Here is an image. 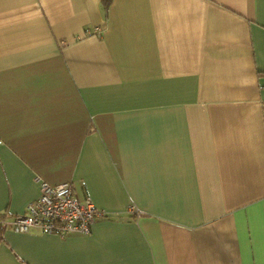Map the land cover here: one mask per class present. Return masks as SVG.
I'll list each match as a JSON object with an SVG mask.
<instances>
[{
    "label": "crops",
    "instance_id": "0c3cea01",
    "mask_svg": "<svg viewBox=\"0 0 264 264\" xmlns=\"http://www.w3.org/2000/svg\"><path fill=\"white\" fill-rule=\"evenodd\" d=\"M0 264H264V0H0Z\"/></svg>",
    "mask_w": 264,
    "mask_h": 264
},
{
    "label": "built area",
    "instance_id": "2783aa9c",
    "mask_svg": "<svg viewBox=\"0 0 264 264\" xmlns=\"http://www.w3.org/2000/svg\"><path fill=\"white\" fill-rule=\"evenodd\" d=\"M104 214L89 199L80 201L70 181H41L39 195L25 205L24 213L5 218L1 226L20 233L35 228L43 234L64 237L89 233L94 220Z\"/></svg>",
    "mask_w": 264,
    "mask_h": 264
},
{
    "label": "trees",
    "instance_id": "16d2710c",
    "mask_svg": "<svg viewBox=\"0 0 264 264\" xmlns=\"http://www.w3.org/2000/svg\"><path fill=\"white\" fill-rule=\"evenodd\" d=\"M110 0H102L103 7H105ZM2 218V217H1Z\"/></svg>",
    "mask_w": 264,
    "mask_h": 264
}]
</instances>
